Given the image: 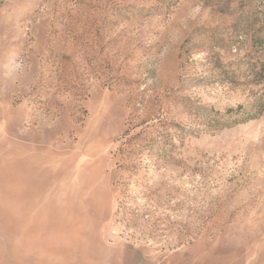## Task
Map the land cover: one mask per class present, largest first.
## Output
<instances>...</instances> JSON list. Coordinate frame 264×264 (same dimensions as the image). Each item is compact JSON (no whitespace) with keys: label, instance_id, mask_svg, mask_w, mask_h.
<instances>
[{"label":"rangeland","instance_id":"obj_1","mask_svg":"<svg viewBox=\"0 0 264 264\" xmlns=\"http://www.w3.org/2000/svg\"><path fill=\"white\" fill-rule=\"evenodd\" d=\"M0 264H264V0H0Z\"/></svg>","mask_w":264,"mask_h":264}]
</instances>
